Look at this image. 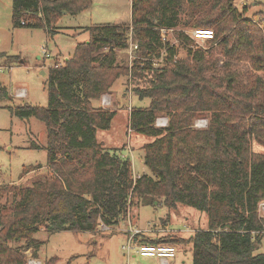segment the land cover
Returning <instances> with one entry per match:
<instances>
[{"label": "trees", "instance_id": "1", "mask_svg": "<svg viewBox=\"0 0 264 264\" xmlns=\"http://www.w3.org/2000/svg\"><path fill=\"white\" fill-rule=\"evenodd\" d=\"M182 2L132 0L130 23L84 28L88 40L63 64L48 68L47 105L9 106L20 117L45 123L49 175L32 186L0 184V198L12 196L11 203L0 204V264H28L26 251L37 253L35 233L41 228L95 232L126 219L134 204L155 200L205 211L208 225L189 236L168 231L139 238L138 233L136 241L191 243L193 264H264V252L257 251L264 240V215L258 210L264 151L253 148L254 141L264 146V19L247 16L248 6L239 8L235 0H188L194 14L185 24L212 29L214 37L208 47L193 49L196 40L179 31L187 48L179 57L162 30L179 24ZM91 4L12 0V22L54 34L63 14ZM130 35L138 53L131 67L117 57L130 45ZM155 59L163 64L156 66ZM233 60L249 64L246 79L230 71ZM221 66L226 69L219 75ZM145 70L153 72L149 85L134 91L151 102L131 108L130 128L154 137L143 145L151 174L134 176L129 157L97 138L99 129L111 127L117 110L94 100L111 92L121 75ZM160 115L167 117L166 125H157ZM199 115L207 117L203 127L194 126Z\"/></svg>", "mask_w": 264, "mask_h": 264}, {"label": "rangeland", "instance_id": "2", "mask_svg": "<svg viewBox=\"0 0 264 264\" xmlns=\"http://www.w3.org/2000/svg\"><path fill=\"white\" fill-rule=\"evenodd\" d=\"M235 1L239 8L248 6L247 16L263 21L264 0ZM131 4L132 0H92L91 6L85 10L63 14L56 23L57 32L49 34L42 27H15L12 22V0H0V184L32 186L49 175L45 123L35 116L20 117L12 113L9 106L23 103L46 106L47 76L42 74V70L48 72L50 66L63 64L74 53L79 42L88 40L89 31L84 28L99 23H130ZM178 14L179 24L162 31L165 39L178 49V56L184 57L187 48L178 32L186 33L193 27L185 24V21L192 20L194 14L188 0H183ZM208 46L207 40L190 44L193 49ZM130 49L131 44L117 53L118 62L129 67L138 56L135 48L131 53ZM223 63L224 60H220L219 64ZM154 64L161 66L163 63L155 59ZM224 67L221 66L219 75L225 73ZM250 69L248 63L231 61L230 71L239 79H246ZM152 76L153 72L148 70L137 75H121L113 83L111 92L94 100L96 105L117 110L111 127L99 129L97 138L110 150L129 157L134 176L151 174L145 163L143 145L154 137L130 128V110L132 107L150 104L151 99L137 95L134 87L149 85ZM104 97L109 99L108 103L102 102ZM167 120L166 116L160 115L156 123L162 126ZM206 124L207 117L204 115H199L194 121L196 127ZM33 142L40 146H32ZM253 148L264 151V146L256 141L253 142ZM5 202L11 203L12 196H2L0 204ZM130 214L115 225H101L95 232H48L41 228L35 233V238L40 242L37 253L35 248L26 251L28 264H47L50 259V264H162L161 257L143 256L134 249L127 251L123 247L128 244L130 229H139V238L159 237L168 231L189 236L194 230L208 225L205 211L183 203L171 208L163 201H141L131 207ZM134 243L131 241L132 245ZM172 245L176 247V254L170 258V264H193L191 243ZM257 251L264 252V240Z\"/></svg>", "mask_w": 264, "mask_h": 264}, {"label": "built area", "instance_id": "3", "mask_svg": "<svg viewBox=\"0 0 264 264\" xmlns=\"http://www.w3.org/2000/svg\"><path fill=\"white\" fill-rule=\"evenodd\" d=\"M22 23H25L24 20H22ZM164 30V29H163ZM192 38H194L196 41L199 40H208L210 38L214 37V32L212 29L207 28H199L195 27L192 28L189 32H187ZM130 44L132 46V49H130V53L133 51V48H137V43L132 41V36L130 35ZM22 92V91H20ZM103 103H108L109 99L107 100L106 97L102 100ZM165 118V117H164ZM166 119V118H165ZM164 125H166V121L164 122ZM259 213L264 215V199L260 201L259 203ZM131 233L129 235L128 244L126 246H123L126 248L127 251H130L131 249L136 250L140 255L145 256H158L162 258V264H170V258L174 257L176 254V247L172 244H152V243H140L136 241L135 235L141 232L139 229H130ZM131 241H135L134 245L131 244ZM136 245V246H135Z\"/></svg>", "mask_w": 264, "mask_h": 264}, {"label": "crops", "instance_id": "4", "mask_svg": "<svg viewBox=\"0 0 264 264\" xmlns=\"http://www.w3.org/2000/svg\"><path fill=\"white\" fill-rule=\"evenodd\" d=\"M131 22V21H130ZM112 91V90H111ZM22 92H19V94H21ZM114 94V93H113ZM99 105H101V104H99ZM101 142H103V141H101ZM103 144H104V142H103ZM105 145V144H104ZM137 176V175H136ZM130 216H131V214H130ZM207 224H208V217H207ZM206 228V227H205ZM145 237H149V236H145ZM152 238H155V237H152Z\"/></svg>", "mask_w": 264, "mask_h": 264}, {"label": "water", "instance_id": "5", "mask_svg": "<svg viewBox=\"0 0 264 264\" xmlns=\"http://www.w3.org/2000/svg\"><path fill=\"white\" fill-rule=\"evenodd\" d=\"M42 74L46 75L48 77V72L47 71L42 70Z\"/></svg>", "mask_w": 264, "mask_h": 264}, {"label": "bare ground", "instance_id": "6", "mask_svg": "<svg viewBox=\"0 0 264 264\" xmlns=\"http://www.w3.org/2000/svg\"><path fill=\"white\" fill-rule=\"evenodd\" d=\"M35 262H36V261H35ZM35 262H34V263H35Z\"/></svg>", "mask_w": 264, "mask_h": 264}]
</instances>
